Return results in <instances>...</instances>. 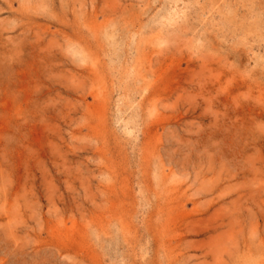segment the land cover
Returning a JSON list of instances; mask_svg holds the SVG:
<instances>
[{
    "label": "rangeland",
    "instance_id": "1",
    "mask_svg": "<svg viewBox=\"0 0 264 264\" xmlns=\"http://www.w3.org/2000/svg\"><path fill=\"white\" fill-rule=\"evenodd\" d=\"M0 264H264V0H0Z\"/></svg>",
    "mask_w": 264,
    "mask_h": 264
}]
</instances>
